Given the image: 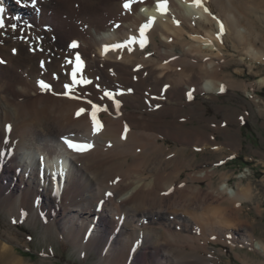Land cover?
Returning <instances> with one entry per match:
<instances>
[{"label":"bare ground","instance_id":"obj_1","mask_svg":"<svg viewBox=\"0 0 264 264\" xmlns=\"http://www.w3.org/2000/svg\"><path fill=\"white\" fill-rule=\"evenodd\" d=\"M158 2L164 0H136L129 11L125 0H37V9L0 1V59L6 61L0 64V206L31 224L41 218L47 230L54 228L81 252L97 250L108 264H208L200 257L188 261L186 251L202 248L203 236L213 231L264 251L251 233L237 237L227 209L211 208L206 218L202 209L210 195L198 187L168 194L169 169L179 162L167 160L147 118L137 124L143 116L128 111L142 107L153 114L160 108L168 116L188 104L175 98V86L191 99L199 91L224 92L223 81L212 77L227 39L248 57L264 58L258 32L264 29V1L200 0L198 6L196 0H166V14ZM185 65L199 68L200 78L174 73ZM73 73L91 83H73ZM41 81L50 87L41 88ZM105 91L115 94L118 109ZM80 109L85 111L77 115ZM93 111L102 125L95 132ZM103 114L116 120L104 121ZM63 137L91 147L71 151ZM239 185L233 190L223 183L220 194L234 203L250 199L251 186ZM180 207L186 217L177 213ZM185 208L195 212L187 216ZM0 264H24L9 238H0Z\"/></svg>","mask_w":264,"mask_h":264},{"label":"rangeland","instance_id":"obj_2","mask_svg":"<svg viewBox=\"0 0 264 264\" xmlns=\"http://www.w3.org/2000/svg\"><path fill=\"white\" fill-rule=\"evenodd\" d=\"M261 1L264 0H257ZM200 11L203 16L208 15L206 9L201 8ZM258 32L264 33V29ZM255 49L261 50L260 43L257 42ZM150 50L152 46L147 51ZM221 54L215 61L218 69L212 77L223 81L224 92L221 94L199 91L189 99L180 95V86H175V98L188 104L169 112L168 116L161 115L160 108L153 114L142 107L137 110L128 108V111L143 116L136 120L137 124L147 121L149 132L156 134L158 143L167 149V160L177 159L179 162L169 169L172 175L168 181L172 186L168 194L174 195L177 190L188 186L198 187L200 193L210 195L202 209L206 218L211 217V208L219 209L221 206L220 209H227L229 215L231 213V224L238 228L231 229L237 237L251 233L254 240L264 242V128H261L264 125V58L254 60L246 52L234 49L231 39L224 42ZM185 67L178 66L173 71L179 74L186 71L187 75L196 73L198 79L199 68ZM172 79L180 81L182 78L175 76ZM102 118L104 121L108 118L116 120L113 115L103 114ZM125 124L128 130L133 128L129 123ZM208 170L213 172V176ZM195 173L209 176L204 180H192L190 175ZM223 183L233 190L238 189L239 184L251 186L250 199L230 201L226 195L220 194ZM164 193L158 195L164 197ZM142 195L157 199L155 194ZM181 208L176 211L185 216ZM192 208L191 211L185 208L187 216V213L195 212ZM6 214L0 206V238L11 240L24 264H108L100 258L97 250L81 252L54 228L47 230L41 218L36 224H31L28 220L22 221L17 216ZM173 230L179 231L174 227ZM191 230L189 226L184 231L190 233ZM220 236L218 231L206 233L201 240L204 246L197 242L202 248L197 251L187 248V260L191 262L200 257L205 262L211 261L208 264H264V251L241 244L230 236L236 243L228 242V236L226 239Z\"/></svg>","mask_w":264,"mask_h":264},{"label":"snow or ice","instance_id":"obj_3","mask_svg":"<svg viewBox=\"0 0 264 264\" xmlns=\"http://www.w3.org/2000/svg\"><path fill=\"white\" fill-rule=\"evenodd\" d=\"M136 2V0H125L124 3V8L128 9L129 11H131L132 9V4ZM139 2H142V0H139ZM17 5H20L21 7H31L33 9H37V0H16ZM196 3L198 6H200V0H196ZM157 8L159 10H161L162 14H166V9H167V3L166 0H164V2H158L157 4ZM207 10V9H206ZM4 13V9L2 7H0V29H3L5 27L4 24V20L2 18V15ZM16 19H19V17H17ZM154 21V18H152ZM179 23V22H177ZM148 25H144V28H147ZM13 30H15L16 25L13 24L12 25ZM221 32H223V25L221 24ZM140 36L143 37L144 36V31L143 29L140 32ZM132 42H135V38H133ZM77 45L75 43H73L72 47H76ZM144 46V41H141V47ZM116 47H120L119 45H117ZM13 52L15 53V49L13 50ZM77 60H79V57L77 56ZM6 63V61L0 59V64H4ZM73 83H78V84H88L91 83V81H87L84 80L83 78H81L80 80H76L75 79V73H73ZM40 87L41 88H48L50 87L49 85L45 84L43 81L40 82ZM65 87H68V85H65ZM129 92H131V89H129ZM124 93H121V95H123ZM104 95L106 97H108L109 99L113 100V103L116 104L117 109L119 108V102L116 101L114 99L115 94L112 92H107L105 91ZM189 95V99H191V93L188 94ZM91 103V102H89ZM93 108L96 109V111H99L98 106L93 105ZM85 110L84 109H80L79 112L77 113V115H79L80 113H83ZM96 111L92 112V119H93V128H94V132L95 131H99L102 128V125L99 123V121L96 119ZM9 130H10V126H9ZM63 142L64 144L68 147V149H70L71 151L74 152H83V151H87L91 145L88 144H81V143H77L71 139H69L68 137H63ZM108 195H111V193H108ZM213 239H215V237H213Z\"/></svg>","mask_w":264,"mask_h":264},{"label":"crops","instance_id":"obj_4","mask_svg":"<svg viewBox=\"0 0 264 264\" xmlns=\"http://www.w3.org/2000/svg\"><path fill=\"white\" fill-rule=\"evenodd\" d=\"M261 128H264V125H262Z\"/></svg>","mask_w":264,"mask_h":264}]
</instances>
